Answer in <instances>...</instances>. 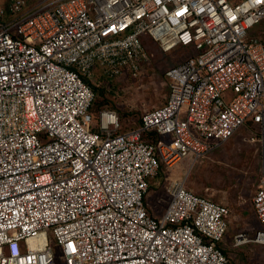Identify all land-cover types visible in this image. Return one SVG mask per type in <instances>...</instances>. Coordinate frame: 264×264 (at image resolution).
Listing matches in <instances>:
<instances>
[{
	"label": "built area",
	"instance_id": "1",
	"mask_svg": "<svg viewBox=\"0 0 264 264\" xmlns=\"http://www.w3.org/2000/svg\"><path fill=\"white\" fill-rule=\"evenodd\" d=\"M262 20L264 0H0V264H233L227 203L183 177L168 179L160 215L146 196L161 163L192 164L247 121L259 226L235 244H264ZM144 32L197 51L121 129L115 108L94 110L95 74L137 75Z\"/></svg>",
	"mask_w": 264,
	"mask_h": 264
},
{
	"label": "rangeland",
	"instance_id": "2",
	"mask_svg": "<svg viewBox=\"0 0 264 264\" xmlns=\"http://www.w3.org/2000/svg\"><path fill=\"white\" fill-rule=\"evenodd\" d=\"M253 30L257 33L264 30V20ZM140 37L148 58L137 75L121 74L107 80L102 74H95L99 101L94 110L103 104L115 108L123 129L134 125L141 112L164 101L168 91L166 68L197 51L192 45H176L163 51L148 33ZM103 96L108 97L105 102L100 101ZM253 129L250 121L241 124L230 138L192 164L191 157L185 156L172 166L162 165L159 174L151 178L146 196L147 201L158 207L165 205L168 179L183 177L185 185L196 192L227 203L230 215L222 245L233 264H264V244L251 240L235 244L236 234L250 236L259 226L251 200L260 178L259 147L256 141L245 139Z\"/></svg>",
	"mask_w": 264,
	"mask_h": 264
},
{
	"label": "trees",
	"instance_id": "3",
	"mask_svg": "<svg viewBox=\"0 0 264 264\" xmlns=\"http://www.w3.org/2000/svg\"><path fill=\"white\" fill-rule=\"evenodd\" d=\"M262 38H263V34H262ZM97 74H99L98 73V71H97ZM100 75V74H99ZM93 84V83H92ZM93 88H94V91H95V100H94V104H96V102H98L99 100H97L96 99V97H97V95H98V91H97V89H96V85L95 84H93ZM107 98L108 97H106V96H103V98H102V100H100L101 102L102 101H104L105 99L107 100ZM105 102V101H104ZM102 104V103H101ZM104 106H108L107 104H103ZM109 107V106H108ZM118 111V110H117ZM140 122V116H139V118H138V121L136 122V124H138ZM121 129H123V128H121ZM259 147V146H258ZM162 165H165L164 163H161L160 164V167H159V171H158V173L156 174V175H154L153 177H151V178H155L158 174H159V172H160V170L162 169ZM166 166V165H165ZM151 178L149 179L150 180V183H151ZM223 250H224V252H226L225 251V249H224V247H223Z\"/></svg>",
	"mask_w": 264,
	"mask_h": 264
},
{
	"label": "crops",
	"instance_id": "4",
	"mask_svg": "<svg viewBox=\"0 0 264 264\" xmlns=\"http://www.w3.org/2000/svg\"><path fill=\"white\" fill-rule=\"evenodd\" d=\"M147 201V200H146ZM148 207L150 209V211L156 215H160V213L163 211L164 206L166 205H160L159 207L152 204L151 202L147 201Z\"/></svg>",
	"mask_w": 264,
	"mask_h": 264
}]
</instances>
